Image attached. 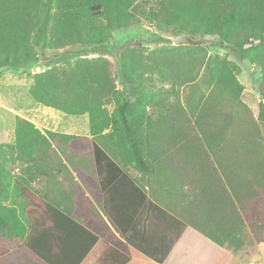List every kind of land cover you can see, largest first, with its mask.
Instances as JSON below:
<instances>
[{
  "label": "trees",
  "instance_id": "trees-1",
  "mask_svg": "<svg viewBox=\"0 0 264 264\" xmlns=\"http://www.w3.org/2000/svg\"><path fill=\"white\" fill-rule=\"evenodd\" d=\"M49 1L58 6V14L53 30L56 36L47 41L45 52L47 47L53 48L52 52L62 53L57 50L88 42H101L108 39L112 31L142 24L138 14L141 11L140 6H137L139 0H0L1 67L22 66L39 59L38 55L34 56L32 53L31 38L32 33L40 26V9ZM152 9L155 15L153 17L161 19L159 21L167 26H172V29L178 32L176 36L192 33L218 36L222 40L220 45L230 48L237 58L254 61L264 72V49L259 46L264 40V0H153ZM148 15L152 16L150 13ZM97 17H103L104 20L101 22ZM106 31L110 32L108 37L104 35ZM256 40H260L257 45L246 47V44H253ZM145 43V40L126 42L117 53L118 63L129 73L139 77V80L142 78L152 81L155 76L160 82L171 86L168 89L175 97L174 101L167 102L166 96H161L154 98V102L146 103L160 107L157 121L164 122L165 119L169 124L173 123L169 119L170 109L165 103L174 110L177 103L180 104L183 111L193 118L200 136L198 148L213 156L226 183L223 192L228 195V199L232 197L234 201L238 216L233 218V229L228 225V231L223 232L222 237L215 236L214 231L210 232L206 228L205 233L220 245L227 243L235 250L242 248L247 241L264 242V176L261 175L264 173V136L261 129L264 125V76L260 89L261 110L255 118L241 99L244 85L238 80L228 60L217 57L207 83L203 85L197 83V79L205 65V52L203 54L199 51H188L181 54L176 51L182 47L189 50H198L199 47L174 45L173 41L169 40L167 43L171 46L163 45L159 49L155 47L151 52H146ZM117 69L115 61L99 56L69 60L62 66L35 73L34 83L29 90L31 97L43 106L70 115L89 114L94 138L52 131L45 135L34 123L17 117L15 144L25 151L38 153L37 159L48 158L52 159L55 165H62L73 178L77 188H81L76 177L82 179L83 165L95 169L98 177L102 175L104 165L112 166L120 172V161L112 147L106 145L104 140L113 137L114 131L116 132L117 118H122V125L128 131L130 123L127 113L130 110L139 112L141 109L132 103L124 89L117 88ZM186 84L191 86V91L181 100L179 88ZM117 99L119 102L109 113L107 105ZM107 127L115 129L99 136ZM230 131L244 137V141L226 139ZM85 142L89 143L85 145ZM128 142L133 147V160L143 173H150L154 166L159 164L164 149L170 146L178 147L177 142L173 140L170 142L153 136L152 140H148V148L151 146L153 155L145 156L140 147V140L129 137ZM191 143L183 142V145L188 146ZM85 146L90 151L88 155L81 152L82 149L87 151ZM246 146L249 150L250 171L259 187H241L247 176L245 168L241 167V162L246 156L243 158L238 153L229 154L228 164L224 159L226 149L241 150ZM31 159L36 158L32 156ZM69 166L77 176H74ZM1 175L0 169V181ZM20 192L25 212L29 214L27 222L31 228L24 233L16 232L12 227L16 226L18 219L6 218L0 206V226L9 228L8 239L0 246V258L6 256L10 248L19 247L28 249L48 264H80L86 253L98 242L99 236L95 234L97 232L93 228L90 229L94 233L86 230V235L74 243L72 253L66 255L61 247L64 244L62 236L57 234L54 237L49 228L45 233L39 231L42 226L40 223L33 227V211L38 207L40 199L23 182L20 183ZM222 198L223 196L217 195L216 198L211 196L205 200L206 204L214 207L216 204L219 212L224 202ZM102 208L113 222L114 218L106 203ZM68 213L83 228L81 224H86L84 219L71 210H68ZM241 226L244 233L241 232ZM119 231L123 235L126 233L124 229ZM3 233L5 235V230ZM14 235L19 238L16 239ZM103 237L111 238L130 250L128 235L124 236L126 242L113 233L112 236ZM81 241L85 242L83 248L79 245ZM50 244L59 246L55 255L57 257H54L53 253L49 256Z\"/></svg>",
  "mask_w": 264,
  "mask_h": 264
},
{
  "label": "crops",
  "instance_id": "crops-1",
  "mask_svg": "<svg viewBox=\"0 0 264 264\" xmlns=\"http://www.w3.org/2000/svg\"><path fill=\"white\" fill-rule=\"evenodd\" d=\"M136 105L141 111L130 110L127 113L129 130L126 131L123 127L122 118H117L116 132L114 131L113 137L104 140L106 145L114 150L120 161L121 171L117 172L116 168L104 165L102 175L98 177L95 169L83 165L82 179L76 177L81 188H77L65 168L55 165L52 159L40 160L37 159L38 153L1 148L2 156H18L19 160L29 157L30 162L23 164L24 175L17 180V176L22 173L19 166L12 169L11 173L3 172L10 167L0 166L2 213L6 218L18 219L12 229L24 233L31 228L27 222L29 214L25 212L20 192V183L23 182L24 185L31 186L34 194L40 199L38 207L33 211V227L40 223L42 226L39 231L45 233L49 228L54 237L57 234L62 236L64 244L61 247L66 255L72 253L74 243L86 235V230L93 232L90 229L93 228L97 232L95 234L99 236L98 242L86 253L80 264H238L245 260L247 256L243 258L240 250L251 241L235 250L227 243L220 245L204 231L206 228L210 232L214 231L215 236L222 237V233L228 231V225L233 229V218L238 215L233 198L228 199V195L223 192L226 183L216 161L206 150L198 148L200 136L198 132L191 130L193 126L189 115L183 111L180 104L177 103L174 110L165 103L170 109L169 119L173 122L169 124L165 119L164 122L156 120L161 112L157 105L146 102ZM151 112L153 115H149ZM73 117L70 118L69 125L62 130L49 126L36 127L45 135H48V131H53L93 139L89 114ZM0 126L4 131H8L7 126L10 127L6 120L0 122ZM111 129L105 128L99 136L107 134ZM153 136L170 142L173 140L177 142L178 147L170 146L164 149L159 164L154 166L150 173H143L133 160V147L128 142L129 137L141 141L140 147L147 156L153 155L151 146L148 148V140H152ZM225 138L244 141V137L231 131ZM4 139L2 135L3 142ZM183 142L192 143L184 146ZM81 152L90 154L88 150L82 149ZM232 153H238L243 158L246 156L241 162V167L245 168L247 176L241 187H259L250 171L247 146L241 150L226 149L224 159L227 164V157ZM32 156L36 159H30ZM69 169L77 176L72 167L69 166ZM261 175L264 176V173ZM217 195L223 196L224 199L222 211L219 212L216 204L214 207L206 204L205 200L211 196L216 198ZM105 203L114 218L113 222L102 208ZM6 207L11 209L7 210ZM68 210L76 212L84 219L86 224H81L83 228L69 215ZM7 229L0 226V246L8 239ZM120 229L126 230V233L123 235ZM240 229L244 233L242 226ZM246 231L248 232V228L245 233ZM112 233L123 242H126L124 236L128 235L130 250L111 238H102L112 236ZM84 243L81 241L79 245L83 248ZM58 251L59 246L50 244L49 256L53 253L54 257H57L55 255ZM20 262L48 264L28 249L19 247L10 248V252L0 258V264Z\"/></svg>",
  "mask_w": 264,
  "mask_h": 264
},
{
  "label": "rangeland",
  "instance_id": "rangeland-1",
  "mask_svg": "<svg viewBox=\"0 0 264 264\" xmlns=\"http://www.w3.org/2000/svg\"><path fill=\"white\" fill-rule=\"evenodd\" d=\"M138 3L139 4L137 6H140L141 10L138 14L142 19V24L132 25L115 30L112 31L111 34L110 32L106 31L104 35L108 37L110 34V37L101 42H88L87 44H79L76 46H71L70 48L57 50L58 52L62 51V53L52 52L53 48L51 47H47L46 52L44 51V46L47 41L56 36V34L53 33V30L55 29L54 23H56L58 6L55 3L49 1L41 7L39 12L40 26L32 33L31 38L32 53L34 56L38 55L39 59L26 65L4 67L0 69V122L6 120V122H9L10 126H7V128H9L8 131L0 129V149L7 148L11 150L19 149L25 151L20 149L15 144L17 117L27 119L38 127L45 128L49 126L55 130H62L69 125L70 118L73 116H79L70 115L60 110H50L48 107H43L42 104L36 102L31 97L29 92L31 85L34 83L35 73L47 70L51 67L62 66L69 60H75L79 58H97L99 56H103L109 60L115 61L118 67L116 71L117 88L120 90L124 89L133 104L139 102H154V98L156 99L161 96H166L167 102H172L175 100L173 94H170L171 90L168 89V87L171 86L168 83L160 82V80L155 76H153L152 81L142 78L139 80V77L137 78L136 75L129 73L121 63H118L116 59L120 47L128 41L145 40L146 43L144 44V49L146 52H151V50L155 47L159 49L160 46L163 45L171 46V44L167 42L169 40L173 41L178 33L172 29V26H167L165 23L159 21L161 19L158 20V18H154L155 15L153 14L152 9L153 0H139ZM149 13L152 16L148 15ZM97 20L102 22L104 18L97 17ZM190 36L197 40L198 44L195 46L199 47L197 48L198 50H189L185 47H182L176 51L181 54H186L188 51L191 53L199 51L203 54L205 52V65L200 70L197 83L203 85L207 83V78L217 57L228 60L231 63L238 80L244 85L241 99L249 107L255 118H257L261 110L262 102L260 89L264 72L262 71L261 67L248 58H237L232 53L230 48L226 47L225 45H220L222 40L218 36L200 35L198 33H192ZM259 41L260 40H256L253 42V44L248 43L246 44V47L250 48L253 45L255 46L259 43ZM259 46L264 49V40L260 42ZM42 53L45 55H54V57L51 59L42 60L40 57ZM131 79L132 81H130ZM128 82L130 84H127ZM179 90L180 98L181 100H184L183 97L189 95L191 86L186 84L181 86ZM118 102L119 99L107 105L109 113L114 110ZM225 105L227 106L228 104L225 103ZM152 112L149 113V115H153ZM188 117L193 126V129L191 128V130L198 132L194 126L193 118L191 116ZM73 118L76 119L75 117ZM261 129L264 136V125L261 127ZM2 135L5 137L4 142L2 140ZM86 143L88 144L89 142H85V145ZM86 150H88V148H86ZM25 163H30L29 157H24L23 160H19L18 156L5 157L0 155V166L10 167V169H5L3 172L9 171L11 173V170L15 167L19 166L21 168L22 173L21 175L17 176L16 180L20 179L24 175L23 164ZM258 246L259 243L257 242L248 243L240 250L241 256L243 258L247 256L245 260L248 259L251 254L258 250ZM241 256L240 259H242ZM241 262L243 263L244 260ZM17 264L29 263L20 262Z\"/></svg>",
  "mask_w": 264,
  "mask_h": 264
},
{
  "label": "water",
  "instance_id": "water-1",
  "mask_svg": "<svg viewBox=\"0 0 264 264\" xmlns=\"http://www.w3.org/2000/svg\"><path fill=\"white\" fill-rule=\"evenodd\" d=\"M173 43H174V45H197L198 44L197 40H195L190 35L176 36L173 39ZM40 57H41L42 60H45V59L53 58L54 55H45L44 53H42ZM2 68H4V67L0 66V69H2Z\"/></svg>",
  "mask_w": 264,
  "mask_h": 264
},
{
  "label": "built area",
  "instance_id": "built-area-1",
  "mask_svg": "<svg viewBox=\"0 0 264 264\" xmlns=\"http://www.w3.org/2000/svg\"><path fill=\"white\" fill-rule=\"evenodd\" d=\"M242 264H264V243H259L258 250L244 260Z\"/></svg>",
  "mask_w": 264,
  "mask_h": 264
}]
</instances>
